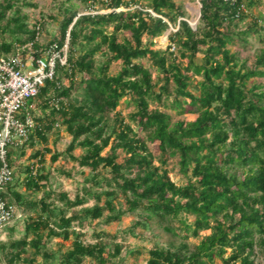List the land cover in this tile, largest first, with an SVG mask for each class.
Returning <instances> with one entry per match:
<instances>
[{
    "label": "trees",
    "instance_id": "obj_1",
    "mask_svg": "<svg viewBox=\"0 0 264 264\" xmlns=\"http://www.w3.org/2000/svg\"><path fill=\"white\" fill-rule=\"evenodd\" d=\"M199 3L194 30L178 0H60L51 16L59 23L57 33L43 45L37 30L43 32L42 22L31 26L23 9L34 5L0 0V36L10 38L0 40V56L28 43L39 54L68 42L66 64L57 62L54 78L31 101V139L16 151L23 155L41 144L44 149L30 155L25 167L9 150L14 180L2 196L25 218L18 238L14 225L7 228L0 264H35L38 257L45 264H130L123 256L126 235L154 220L166 222L165 231L181 244L153 245L145 264H264V87H249L264 78V48L253 68L230 48L264 41V0ZM79 5L91 12L81 14ZM126 32L130 36L121 40ZM168 32V46L157 49L155 39ZM113 63L121 64L116 75L110 74ZM123 101L134 108L128 116L119 110ZM165 110L195 118L174 122ZM57 126L70 137L66 160L89 171L74 199L48 186V137ZM141 133L156 143L158 159ZM60 157L52 155V163ZM176 157L187 180L183 186L167 168ZM30 191L43 195L30 198ZM137 212L143 219L123 234L94 232L87 241L85 230L94 221L119 223ZM202 232L210 233L196 245L187 243ZM56 239L61 242L54 250ZM65 242H71L67 250Z\"/></svg>",
    "mask_w": 264,
    "mask_h": 264
},
{
    "label": "rangeland",
    "instance_id": "obj_2",
    "mask_svg": "<svg viewBox=\"0 0 264 264\" xmlns=\"http://www.w3.org/2000/svg\"><path fill=\"white\" fill-rule=\"evenodd\" d=\"M30 3H32L34 6H27L24 7V12L29 16V21L31 26L34 22L40 21L42 22V25L44 27V30L41 34V44L46 45L49 44V42L52 40L54 35L57 33L59 23L58 21H52L51 16L57 12V6L58 2L60 0H29ZM140 3L143 5H147L150 0H139ZM179 3L182 4L183 8L186 11V19L187 21L197 29V27L200 24V17L199 12L201 10V5L199 3V0H178ZM78 10L81 14L83 13H90L91 11L86 10V8L82 5L78 6ZM93 12V11H92ZM108 11H101L100 13H107ZM196 22V24H195ZM196 25V27H195ZM195 29V30H196ZM168 33H166L164 36L159 37L155 39V44L157 49L164 50L169 44L168 41ZM130 34L128 32L123 33L120 37L122 40L123 38H128ZM1 39H10L9 34L5 35L3 37L0 36ZM231 50L233 52H236L240 55V57L247 62V65L249 68L254 67V63L256 60L257 53L264 48V41H258V40H250V44L246 47L235 44L232 45ZM174 52L175 56H178V49L171 50ZM185 63V62H182ZM144 64L146 67L150 68L152 73L156 75L155 68L151 65L149 61H144ZM121 68L120 63H113L110 69L111 75H116ZM67 79L64 78V83H67ZM252 85H258L264 87V78H257L251 80L249 83V87ZM172 90V88H170ZM155 107V104H153ZM119 110L125 115L128 116L129 113H131L134 108L132 105H127L126 102H122ZM169 114L172 115L173 121H193L194 116L191 115H185V116H178L176 112L172 110H165ZM36 115H40V111L37 110ZM141 136L145 137L149 146L150 151L153 153L156 159L159 157V151L157 148L156 143H153L148 138L147 133H141ZM48 147L51 149V153L47 154L46 161L44 164L45 170L47 172H51V177L48 182V186L55 191H63L67 192L72 199L82 191V187L85 181V178L89 175V171L85 170L84 173H82V169H80L77 164L74 161L66 160L65 158V150L70 142V137L64 132V130L57 126L49 135L48 137ZM43 150L44 145H38L34 148H28L23 155H19L15 149H13L14 154H16V160L18 167H25L30 162V155H32L37 150ZM55 153H58L61 155V157L58 159L57 162L54 164L52 163V155ZM75 156H80L82 154V150L79 149L75 153ZM179 159L172 158L169 160V164L167 166L170 176L172 180L180 186H183L187 183V180L180 174L179 171ZM18 170V168H17ZM67 174H70V176H66ZM21 180L24 179V175H19ZM20 191H24L23 188L19 187ZM27 195L30 198L37 197L40 199L43 195V192L34 194L32 191L27 192ZM94 204V200H90L88 206H91ZM187 219L189 223L193 221L192 217H184ZM142 215L140 212L130 214L127 216H124L122 220L119 223H110L106 224L101 221H94L93 225L89 228H86L85 233L87 236V241H92V235L94 232H100L104 231L109 234H123L124 231L129 229L135 222L141 221ZM165 225H167L166 222H159V221H150L149 228L143 229L142 227H139L135 231V235L129 234L125 237V243L127 245V249L123 252V256L127 259V261L130 264H145L146 261L149 258V249L155 245L160 244L162 246H170L172 244L180 245L181 240L178 238L173 237L171 234L167 233L165 231ZM15 233L13 236V239H16L20 236L22 225L20 222H17L15 225ZM10 232H6V238L9 239ZM210 232H202L200 238H189L188 242L190 245H196L198 244L201 239L208 235ZM60 239H56L53 242V249H57L58 243H60ZM71 246V242H65L64 243V250H67ZM129 251H136L137 254L135 255H129ZM35 264H45L42 257H38ZM87 264H92L91 262H87ZM216 264H219L218 262Z\"/></svg>",
    "mask_w": 264,
    "mask_h": 264
},
{
    "label": "built area",
    "instance_id": "obj_3",
    "mask_svg": "<svg viewBox=\"0 0 264 264\" xmlns=\"http://www.w3.org/2000/svg\"><path fill=\"white\" fill-rule=\"evenodd\" d=\"M37 30L39 39L40 26ZM67 51L68 42L61 49L51 44L36 54L34 43H28L13 54L0 56V241L8 227L25 218L16 204L7 202L2 196L14 180L9 150L22 149L30 141L36 128L31 112L36 106L31 101L46 82L54 78L57 62L66 64ZM55 105L57 107V103ZM38 166H31L33 174Z\"/></svg>",
    "mask_w": 264,
    "mask_h": 264
},
{
    "label": "crops",
    "instance_id": "obj_4",
    "mask_svg": "<svg viewBox=\"0 0 264 264\" xmlns=\"http://www.w3.org/2000/svg\"><path fill=\"white\" fill-rule=\"evenodd\" d=\"M16 224V223H15ZM14 224V225H15ZM8 231V229H6V231H5V233H4V235H3V240L2 241H6L7 240V238H6V232Z\"/></svg>",
    "mask_w": 264,
    "mask_h": 264
},
{
    "label": "water",
    "instance_id": "obj_5",
    "mask_svg": "<svg viewBox=\"0 0 264 264\" xmlns=\"http://www.w3.org/2000/svg\"><path fill=\"white\" fill-rule=\"evenodd\" d=\"M201 16V10H200V12H199V17ZM190 24V23H189ZM190 26L195 30L196 28H194L191 24H190ZM195 27H196V25H195Z\"/></svg>",
    "mask_w": 264,
    "mask_h": 264
},
{
    "label": "bare ground",
    "instance_id": "obj_6",
    "mask_svg": "<svg viewBox=\"0 0 264 264\" xmlns=\"http://www.w3.org/2000/svg\"><path fill=\"white\" fill-rule=\"evenodd\" d=\"M195 24H196V22H195Z\"/></svg>",
    "mask_w": 264,
    "mask_h": 264
}]
</instances>
